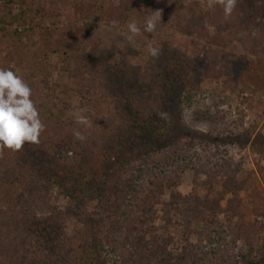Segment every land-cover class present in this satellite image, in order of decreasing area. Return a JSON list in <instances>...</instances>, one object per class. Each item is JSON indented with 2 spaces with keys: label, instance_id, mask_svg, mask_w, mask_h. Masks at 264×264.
Instances as JSON below:
<instances>
[{
  "label": "trees",
  "instance_id": "obj_1",
  "mask_svg": "<svg viewBox=\"0 0 264 264\" xmlns=\"http://www.w3.org/2000/svg\"><path fill=\"white\" fill-rule=\"evenodd\" d=\"M146 1L151 12L166 4ZM192 1L199 6L197 0H173L170 10L186 11ZM256 1L237 0L227 17L216 5L210 17L235 25L246 3ZM115 2L0 0L7 18L0 19V69L12 70L28 84L45 125L39 144L0 154L4 164L40 184L13 191L23 198L11 208L20 237L7 251L0 250V264H235L236 245L251 239L253 225L242 215L247 177L242 163L228 155V146L242 149L254 138L250 129L238 131L239 124L215 100L206 106L196 101L209 62L192 63L180 49L164 44L157 57L149 53L141 71L113 61L110 53L96 52L88 74L109 85L101 96L90 92L85 102L77 87L69 90L73 87L53 81L55 69L68 72L69 58L75 57L63 45L76 20H70V10L87 8L82 19H98L96 13H108ZM127 2L121 1V7ZM252 7L246 9L255 19ZM176 13L166 20L170 26L180 17ZM26 22L20 30L11 29ZM163 23L159 20L155 31L145 34L159 38ZM253 26L243 32L245 47L258 38L251 33ZM88 30L85 24L82 35ZM12 55L18 58L15 67L6 62ZM72 75L73 84L80 80L79 74ZM109 105L120 108L113 121L103 116ZM185 111L198 128L217 126L219 131L188 130ZM76 112L87 125L76 122ZM75 131L85 140L76 139ZM185 173L190 188L183 194L179 188ZM250 194L264 208L263 191ZM53 197L63 206L53 204ZM261 208L254 212L261 214ZM261 248L264 257V243Z\"/></svg>",
  "mask_w": 264,
  "mask_h": 264
},
{
  "label": "rangeland",
  "instance_id": "obj_2",
  "mask_svg": "<svg viewBox=\"0 0 264 264\" xmlns=\"http://www.w3.org/2000/svg\"><path fill=\"white\" fill-rule=\"evenodd\" d=\"M121 1L125 0H116L112 6L113 9L108 13H104L103 10L96 13V16H100L98 19L95 16V18L82 19L87 8L70 10L72 16L70 20H76L71 24L72 30L69 37L65 38L63 45H65L64 50L68 53L72 52L75 57L74 60L69 58L71 66L68 72L55 69L53 81L64 88L67 85L69 88L72 86L73 88L69 90L77 87L75 92L82 91L79 92L80 100L85 102L84 98L87 95H93L90 92L101 96L105 91L104 88L109 85L106 80L88 74L91 57L96 52L110 53L113 61L129 62L140 68L141 71L149 57V46L159 50L164 44H170L180 49L192 63L196 60H205L208 65L207 62H209L211 70L202 73L198 92L195 93L196 101L201 106H206L215 100L225 110L231 121L239 124L238 131L250 129L252 138H254L253 143H248L242 149L240 146L239 149L228 146L231 148L228 155L232 156L234 161L242 163L244 176L247 177V187L241 195V199H243L242 215L246 224L253 225H249L251 239L249 238L250 240L246 243L239 242L236 245L238 250L235 253L238 259L235 264H264L261 251L264 243V208H261V202L250 194L255 191H263L264 195V0H257L256 3L247 2L244 6V16L236 21L235 25H232L234 22L231 20L223 23L224 19L219 18V21H216L217 19L211 18L212 9L206 7V4L201 0H197L199 6H195L192 1L186 11L182 9H180L182 11L179 9L172 11L170 3L173 0H163L166 4L160 9V20L164 22L165 26L163 30H159L158 33L161 34L159 38L156 35H152L150 38L143 31L144 23L151 12L146 0H128L124 7H121ZM250 6L255 8V16H257L255 19L250 18L252 13L246 9ZM170 12L175 16H177L176 12L180 14L172 26L166 22L169 18L172 19ZM0 19L7 20L5 10L1 5ZM131 21L137 23L141 28V33L134 37L132 42H129L127 36L130 33L127 25ZM253 22L255 26L251 33L257 34L258 38H255L254 44L251 46L248 44L245 47L243 32L247 29L248 24H253ZM26 24L27 22L14 25L11 29L20 30ZM85 24L90 27V30L82 35ZM183 25H185V29H182L184 27L179 28ZM244 25H246L245 28ZM8 32L9 29H6V33ZM5 58L11 67H15L17 56L12 55ZM72 74L80 76H77L80 80L74 84L73 80L69 79ZM148 78L150 81L155 79L153 73L150 72ZM66 92L68 95L70 91ZM73 95L75 93H72L71 96ZM109 108L107 113H102L103 116L106 115L113 121L116 118V113L120 112V108H114L112 105H109ZM189 116L190 112L188 111L182 113L184 126L188 130H199L204 133L219 131L217 126L198 128ZM115 123L120 125L117 119ZM179 129L182 130L180 126ZM180 132L182 133V131ZM0 181L3 186V190L0 191V250L7 251L20 237L19 234H16L18 231L14 224L15 215L11 213V208L14 207L13 204L19 207L23 198H19L17 191L14 195L12 193L14 190L27 191V187H40V184H36L28 174L7 166L1 159ZM189 188L190 175L185 173L179 190L185 194ZM52 194L55 197V194ZM54 197L52 203L63 206V201ZM256 206L261 208V214L254 212ZM9 244H11L10 247Z\"/></svg>",
  "mask_w": 264,
  "mask_h": 264
},
{
  "label": "clouds",
  "instance_id": "obj_3",
  "mask_svg": "<svg viewBox=\"0 0 264 264\" xmlns=\"http://www.w3.org/2000/svg\"><path fill=\"white\" fill-rule=\"evenodd\" d=\"M209 9L220 5L223 8L224 15L230 16L237 4V0H201ZM161 19V12L157 10L150 12L143 26V31L152 33ZM129 42L141 33L135 21L127 25ZM149 53L157 57L159 52L156 48L149 46ZM32 90L28 84L12 70L0 69V154L5 149L12 152L23 150L25 143L39 144L40 135L45 129V125L39 118V112L31 99ZM76 122L81 125H87V119L74 113ZM162 117L166 113L161 114ZM78 140H85V136L79 131L74 132Z\"/></svg>",
  "mask_w": 264,
  "mask_h": 264
}]
</instances>
